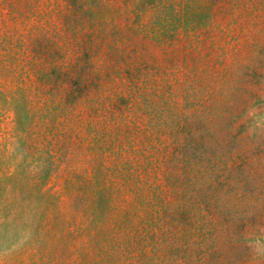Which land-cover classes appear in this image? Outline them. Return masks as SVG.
Segmentation results:
<instances>
[{
	"label": "rangeland",
	"instance_id": "374dc122",
	"mask_svg": "<svg viewBox=\"0 0 264 264\" xmlns=\"http://www.w3.org/2000/svg\"><path fill=\"white\" fill-rule=\"evenodd\" d=\"M0 264H264V0H0Z\"/></svg>",
	"mask_w": 264,
	"mask_h": 264
}]
</instances>
